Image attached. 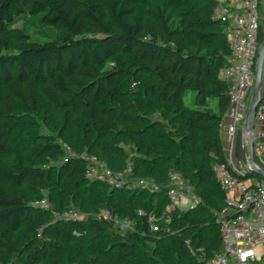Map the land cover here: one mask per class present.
Wrapping results in <instances>:
<instances>
[{"label": "trees", "instance_id": "trees-1", "mask_svg": "<svg viewBox=\"0 0 264 264\" xmlns=\"http://www.w3.org/2000/svg\"><path fill=\"white\" fill-rule=\"evenodd\" d=\"M213 4L0 0V264H200L219 249L226 204L212 166L226 159L230 48ZM122 80L139 82L126 107L113 91ZM240 147L238 135L237 158ZM90 157L152 187L88 178ZM171 171L197 205L166 211ZM44 195L47 207L31 204ZM70 208L84 217L54 220Z\"/></svg>", "mask_w": 264, "mask_h": 264}, {"label": "built area", "instance_id": "built-area-1", "mask_svg": "<svg viewBox=\"0 0 264 264\" xmlns=\"http://www.w3.org/2000/svg\"><path fill=\"white\" fill-rule=\"evenodd\" d=\"M211 18L226 25L227 41L230 48L228 63L222 70V77L228 84L229 105L225 112L228 122L226 132L233 142L239 126L243 125L249 106V94L252 90L254 72L259 49L257 33L260 25L259 0H212ZM251 97V96H250ZM255 123L264 125V98L255 110ZM70 152V148L64 145ZM256 155L264 166V146H255ZM85 175L100 179L111 186L126 188H149L143 179L127 180L125 173L112 172L105 163L90 157ZM215 178L224 194L225 207L217 214L221 241L219 249L200 264H254L261 262L264 256V180L247 183L243 172L235 169L232 160L226 158L214 162L212 166ZM170 186L166 190L169 200L166 211L183 209L182 205L193 207L199 203L190 183L176 172L168 173ZM156 189V186L153 188ZM47 207V198L42 196L31 203ZM188 208V207H187ZM98 217L105 218L120 230H130L133 223L120 219L110 210L103 208ZM54 220H78L84 215L75 209L53 212ZM151 231L158 230L157 219L147 217Z\"/></svg>", "mask_w": 264, "mask_h": 264}, {"label": "water", "instance_id": "water-1", "mask_svg": "<svg viewBox=\"0 0 264 264\" xmlns=\"http://www.w3.org/2000/svg\"><path fill=\"white\" fill-rule=\"evenodd\" d=\"M263 70H264V34L260 42L257 60L254 72V80L251 90L248 110L245 115L244 123L241 129V159L246 166V172L261 177L264 180V166H259L254 161V129H255V110L258 102L264 98L263 93ZM248 136L247 144L244 137ZM247 147V150H246Z\"/></svg>", "mask_w": 264, "mask_h": 264}, {"label": "crops", "instance_id": "crops-1", "mask_svg": "<svg viewBox=\"0 0 264 264\" xmlns=\"http://www.w3.org/2000/svg\"><path fill=\"white\" fill-rule=\"evenodd\" d=\"M227 122H228V118H226V116H224L223 121L221 123V127H220V136H221V143H222V147H223L225 157L230 158L232 160V163H233L236 170L245 173L246 172V166L242 162L241 157L237 158L236 153H235V141H236V138L238 135L241 136V129H242L243 125L239 126L237 133H236V136L234 138V141L232 142L227 136V132H226ZM253 141H254V146L259 145V144H264V125L263 124L255 123ZM244 178L247 181V183H252L256 180L262 179L261 177H258L255 175L247 176ZM254 264H264V256H263V259L261 262H259V263L256 262Z\"/></svg>", "mask_w": 264, "mask_h": 264}, {"label": "rangeland", "instance_id": "rangeland-1", "mask_svg": "<svg viewBox=\"0 0 264 264\" xmlns=\"http://www.w3.org/2000/svg\"><path fill=\"white\" fill-rule=\"evenodd\" d=\"M258 12H259L260 26L262 27V29H264V0H261L260 1L259 7H258ZM48 33H49V35L51 34L50 32H48ZM36 35L37 34H35V36ZM138 85H139V82H136V83H131V85L128 86V82L127 81H125V80H122L121 81L120 86L116 87L113 90L114 91V94H115V97L118 99L120 105H122L123 107H126L128 105V98L127 97L130 95V92L132 90H134ZM262 87H263V93H264V70H263V85H262ZM109 93L110 92H108V94L102 100L103 101V104H105V105H106V103H108L109 96H110ZM250 96H251V92L249 94V100H250ZM158 117H159V115H158ZM158 127H160V126H158ZM244 141H245V144H247L248 136H245L244 137ZM120 144L123 145V142H120ZM262 145L264 146V144H259L258 147L259 146H262ZM246 150H247V147H246ZM254 154H256L255 149H254ZM128 174H129V169L125 173V175H128ZM134 181L135 180H133V182ZM146 182H147V185L150 186V182H149V180L147 178H146ZM134 188H136V186ZM199 197L201 198V196H199ZM69 206H74V205L70 204ZM189 206H190L189 204H186V205H182L181 208L186 209ZM77 260H78V257L75 258V261L72 264H74ZM4 264H9V262H5ZM80 264H89V263L87 261H82Z\"/></svg>", "mask_w": 264, "mask_h": 264}]
</instances>
